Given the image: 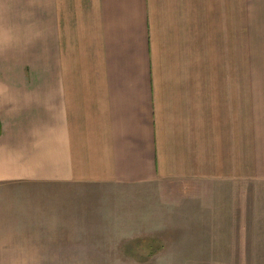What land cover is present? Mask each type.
I'll return each instance as SVG.
<instances>
[{"label":"crops","instance_id":"1","mask_svg":"<svg viewBox=\"0 0 264 264\" xmlns=\"http://www.w3.org/2000/svg\"><path fill=\"white\" fill-rule=\"evenodd\" d=\"M0 122V189L74 217L83 188L210 187L240 220L264 182V0H0Z\"/></svg>","mask_w":264,"mask_h":264},{"label":"rangeland","instance_id":"2","mask_svg":"<svg viewBox=\"0 0 264 264\" xmlns=\"http://www.w3.org/2000/svg\"><path fill=\"white\" fill-rule=\"evenodd\" d=\"M250 187L233 220L210 187L83 188L73 217L56 194L3 186L0 264H264V182Z\"/></svg>","mask_w":264,"mask_h":264},{"label":"trees","instance_id":"3","mask_svg":"<svg viewBox=\"0 0 264 264\" xmlns=\"http://www.w3.org/2000/svg\"><path fill=\"white\" fill-rule=\"evenodd\" d=\"M1 132H2V124L0 122V134H1Z\"/></svg>","mask_w":264,"mask_h":264}]
</instances>
